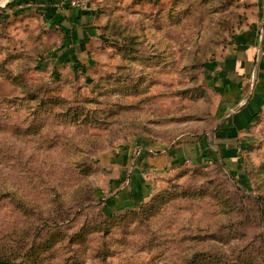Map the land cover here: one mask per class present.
I'll return each mask as SVG.
<instances>
[{
  "label": "rangeland",
  "instance_id": "374dc122",
  "mask_svg": "<svg viewBox=\"0 0 264 264\" xmlns=\"http://www.w3.org/2000/svg\"><path fill=\"white\" fill-rule=\"evenodd\" d=\"M36 3L0 1V264H264V121L232 159L193 150L107 192L108 159L213 127L204 71L249 1L90 0L102 53L64 65L72 35Z\"/></svg>",
  "mask_w": 264,
  "mask_h": 264
},
{
  "label": "crops",
  "instance_id": "0c3cea01",
  "mask_svg": "<svg viewBox=\"0 0 264 264\" xmlns=\"http://www.w3.org/2000/svg\"><path fill=\"white\" fill-rule=\"evenodd\" d=\"M58 1L37 0L36 4L45 16L64 27L68 36L72 35V40L65 47L68 50L65 55L68 54V57L61 65L67 62L70 64L74 59L89 64L100 56L101 48L105 44L100 40L103 34L97 23L104 13L91 7L86 10L60 7ZM248 1L251 15L247 23L236 31L222 55L206 64L204 71L209 88L217 95L213 127L194 142V149L191 144L184 142L175 148L158 152L160 144L153 141L140 151L136 164L131 159L135 152H125L122 160L120 154L118 158L108 159L107 192L111 194L110 201L115 206L130 200L126 196L127 183H130L129 187L136 186L142 180L144 171L150 167H160L167 160L179 161L193 150L206 157L221 152L232 159L237 156L238 145L249 134L257 119L264 121V57L261 55L264 0ZM133 149L139 150L140 147L134 146Z\"/></svg>",
  "mask_w": 264,
  "mask_h": 264
},
{
  "label": "built area",
  "instance_id": "2783aa9c",
  "mask_svg": "<svg viewBox=\"0 0 264 264\" xmlns=\"http://www.w3.org/2000/svg\"><path fill=\"white\" fill-rule=\"evenodd\" d=\"M90 0H59L58 6H69L79 10H86L89 8ZM261 55L264 57V39L261 42Z\"/></svg>",
  "mask_w": 264,
  "mask_h": 264
},
{
  "label": "water",
  "instance_id": "95a60500",
  "mask_svg": "<svg viewBox=\"0 0 264 264\" xmlns=\"http://www.w3.org/2000/svg\"><path fill=\"white\" fill-rule=\"evenodd\" d=\"M0 1H6V2H7V4L9 3V0H0Z\"/></svg>",
  "mask_w": 264,
  "mask_h": 264
}]
</instances>
